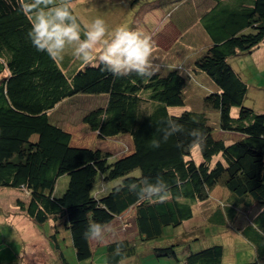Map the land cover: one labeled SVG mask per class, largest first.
<instances>
[{
  "label": "trees",
  "instance_id": "16d2710c",
  "mask_svg": "<svg viewBox=\"0 0 264 264\" xmlns=\"http://www.w3.org/2000/svg\"><path fill=\"white\" fill-rule=\"evenodd\" d=\"M210 1V8L203 0L152 1L181 36L171 41L169 60L152 53L160 70L144 83L134 74L114 77L103 65H84L70 54L52 61L28 39L31 25L18 0H0V190L23 191L28 200H18L16 214L41 228L52 224L45 234L55 264H68L62 249L67 237L79 264H96L98 252L109 264H133L135 258L143 264L142 252L176 264H225L226 258L228 264H264V112L246 104L248 65L237 62L264 43V0ZM191 26L200 29L187 33ZM127 28L147 35L130 23ZM201 40L199 48L190 46ZM192 88L197 92L189 99ZM81 98L88 132L101 142L128 137L127 151L115 155L95 141L74 144L58 116ZM167 119L185 131L151 148ZM193 128L206 133L203 149L188 150ZM142 176H162L173 198L138 202L127 185ZM194 219L193 232L171 234ZM116 220L128 228L124 236L115 233L96 245L84 239L90 222ZM117 244L121 256L114 255ZM26 255L21 251L8 264H25ZM4 259L12 258L5 253Z\"/></svg>",
  "mask_w": 264,
  "mask_h": 264
},
{
  "label": "rangeland",
  "instance_id": "374dc122",
  "mask_svg": "<svg viewBox=\"0 0 264 264\" xmlns=\"http://www.w3.org/2000/svg\"><path fill=\"white\" fill-rule=\"evenodd\" d=\"M152 1L153 0H74L73 7H75V10H77L78 13L80 11L79 15L85 24H91L98 17L102 18L106 23L109 33H113L117 26H124L127 28L129 23L136 29L139 28L142 31H145L147 35L151 36L154 42L153 52H162L160 54L161 58H163L162 54H168L167 59L169 60L170 57L174 56L172 53L169 54L170 47H172L171 41L177 37L179 38L181 35L178 34L179 32L177 29L170 23L171 18L169 21L168 16L164 14L160 7L156 6L155 2L152 3ZM203 1L205 2L206 7L210 8L212 2L210 0ZM127 9L130 10L126 11ZM198 29L200 28L191 26L187 33ZM155 36L158 38H155ZM110 37L111 36L109 35L106 38L110 40L112 38ZM183 43L186 47V42ZM201 43L205 42L201 40L190 46L199 48ZM179 44L182 43L180 42ZM101 51L102 46H98L96 52L100 53ZM176 52L177 54L180 53L179 51ZM243 61H246L248 65L247 68H245L248 77H243L249 85V94L246 99V104L255 108L259 112H264V75H261V73L264 72V43L260 44L253 53L244 54L237 58L239 65L246 66ZM175 64L178 65V63ZM172 67L176 66L173 65ZM259 81H262L263 83L259 84ZM192 89V91L190 89V91H188L191 93L188 97L189 99L192 98V93L197 92L196 88ZM87 97L89 98L92 96ZM83 99L85 98L76 100L75 104H66L64 106V111L60 112L58 116L59 118L65 119L63 123L67 130L74 135V144L79 146H92V142L95 141L105 149L111 147L115 152V155L127 151L128 137L123 136L122 138L112 139L108 142H101L97 140L92 133L88 132L81 122V117H83L84 113L87 111V108L80 103ZM190 106L192 105L190 104ZM177 111L180 112V110ZM232 113L235 115L236 110L234 109ZM199 153V151H195V158L200 156ZM67 181L68 178L66 176L61 178L57 184L58 191L62 192L64 190V185ZM98 186L99 189H102V186L105 187V184L100 183ZM19 199H23V201L27 202L28 195L23 191L0 190V212L2 213L0 214V264H8L18 260L21 258V251L22 256H24L25 251H27L25 264H55L56 259H54L55 256L53 250L49 246L48 238L42 235L43 232H48L52 224L41 228L33 221L29 220V218L25 216L20 217L19 214H16V212L19 211L16 204ZM126 219L128 221L130 220V218ZM194 220L186 223L184 227L182 226L183 229L182 227L178 230L172 228L173 230L171 234L175 235L178 231H183L185 233L193 232L191 231L193 230L192 227L197 223V220ZM110 225H112V231L106 234V241H108L110 237L115 238V233H118V237L121 236L119 234L124 236L123 229H128L125 228L122 221L119 222L118 220ZM208 228L209 227L204 226L203 230L207 232ZM129 229L131 230L132 228ZM211 237L212 236H209L206 239H210ZM226 237L230 241L232 240V237H229V235ZM21 239L23 242L26 241L25 245L27 250L21 243ZM62 243V249L64 250L68 264H79L80 262L77 259L74 248L71 246V240L69 237L66 238V242L63 241ZM94 243L95 245L98 244L97 242ZM5 253L9 254V258L12 259L9 261L4 259ZM235 254L236 252L232 251V255ZM96 255L98 256L96 264H100L98 263L100 260V253L98 252ZM140 255L143 256V264H149L153 261L144 257L145 253L143 252L140 253ZM230 261L231 258H226L225 264H228ZM140 262V260L135 258L133 264Z\"/></svg>",
  "mask_w": 264,
  "mask_h": 264
},
{
  "label": "clouds",
  "instance_id": "9594fccd",
  "mask_svg": "<svg viewBox=\"0 0 264 264\" xmlns=\"http://www.w3.org/2000/svg\"><path fill=\"white\" fill-rule=\"evenodd\" d=\"M18 3L19 10L31 25L27 36L32 46L38 52L46 53L54 62H61L66 54H70L84 65H103V69L114 77L134 74L144 83H148L160 70L151 59L154 44L151 36L138 29L119 26L109 40L106 38L108 28L102 18H96L91 24H82L74 15V0H18ZM98 46H102V51L97 56ZM162 123L163 127H157L160 138L149 141L153 149H159L162 143L185 131L184 126L174 119ZM188 135L191 137L188 150L204 148L207 139L205 132L193 128ZM127 188L136 195L138 202L164 203L173 198V192L162 176H157L155 180L142 176L128 183ZM111 231L112 225L108 223L90 222L83 237L87 241L105 243L106 234ZM121 254L122 249L117 244L114 255ZM120 264H125V260L121 259Z\"/></svg>",
  "mask_w": 264,
  "mask_h": 264
},
{
  "label": "crops",
  "instance_id": "0c3cea01",
  "mask_svg": "<svg viewBox=\"0 0 264 264\" xmlns=\"http://www.w3.org/2000/svg\"><path fill=\"white\" fill-rule=\"evenodd\" d=\"M261 48V47H260ZM263 73V72H262ZM261 73V74H262ZM239 223H241V224H243V222H239ZM245 223H246V221H245ZM22 227V226H21ZM46 232H43L42 233V235L44 236V237H46V234H45ZM183 255L184 254H181V255H179V258L181 257H183ZM55 259V258H54ZM151 260H153V261H151L149 264H176L175 262H173L171 259H166V260H157L156 258H154V257H152L151 256V258H150ZM98 263H100V264H109V262L108 261H106L103 257H101L100 258V260L98 261ZM45 264V263H44ZM84 264V263H83Z\"/></svg>",
  "mask_w": 264,
  "mask_h": 264
}]
</instances>
